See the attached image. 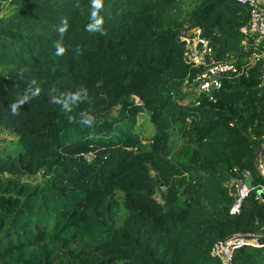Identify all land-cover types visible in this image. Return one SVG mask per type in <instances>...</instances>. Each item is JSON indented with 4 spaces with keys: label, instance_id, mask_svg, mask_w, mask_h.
<instances>
[{
    "label": "trees",
    "instance_id": "obj_1",
    "mask_svg": "<svg viewBox=\"0 0 264 264\" xmlns=\"http://www.w3.org/2000/svg\"><path fill=\"white\" fill-rule=\"evenodd\" d=\"M97 2L0 0V264H223L210 251L235 235L258 247L230 264H264L257 191L228 215L231 182L264 185V42L240 31L248 9ZM193 30L209 63L239 72L198 96Z\"/></svg>",
    "mask_w": 264,
    "mask_h": 264
},
{
    "label": "built area",
    "instance_id": "obj_2",
    "mask_svg": "<svg viewBox=\"0 0 264 264\" xmlns=\"http://www.w3.org/2000/svg\"><path fill=\"white\" fill-rule=\"evenodd\" d=\"M241 6H245L249 12L247 25L240 31L245 35L255 36L258 41L264 42V7L256 3L254 0H237ZM193 37H182L181 40L188 48V59L194 67H201L203 70L196 75V86L192 89L193 93L198 96L200 94H209L211 91L219 89L221 81L224 78L238 77L239 72L232 63L214 64L209 63L211 50L206 40L199 37L200 31L193 30ZM264 83V79H263ZM189 83L184 82L182 92L188 91ZM259 173L264 180V143L262 145V154L259 164L257 165ZM248 182V181H246ZM231 191L234 195V202L228 211L230 217L237 216L241 210L243 201L252 191L264 194V185L259 188L248 187L246 183L231 182ZM260 198V197H259ZM264 201V198L261 199ZM258 247L257 239L254 236L235 235L229 238L227 242H219L211 249V255L219 257L224 264H230L231 254L234 250L242 246Z\"/></svg>",
    "mask_w": 264,
    "mask_h": 264
},
{
    "label": "rangeland",
    "instance_id": "obj_3",
    "mask_svg": "<svg viewBox=\"0 0 264 264\" xmlns=\"http://www.w3.org/2000/svg\"><path fill=\"white\" fill-rule=\"evenodd\" d=\"M137 133L140 136L141 142L140 144L143 147L148 146V144H150L151 139L153 137L154 134V128L151 125L149 118H148V114L146 112L141 113V115L139 116V121H138V125H137ZM3 136H0V138H2ZM219 262V260H217ZM223 262V260H222ZM220 263V262H219ZM224 264V262H223Z\"/></svg>",
    "mask_w": 264,
    "mask_h": 264
},
{
    "label": "water",
    "instance_id": "obj_4",
    "mask_svg": "<svg viewBox=\"0 0 264 264\" xmlns=\"http://www.w3.org/2000/svg\"><path fill=\"white\" fill-rule=\"evenodd\" d=\"M254 1L256 3H258L259 5L264 7V0H254ZM261 154H262V145L257 148L256 154H255V162H256L257 165L259 164ZM80 159H83V157H80ZM247 180H250V179L248 178ZM246 184H247L248 187L251 186V183L249 181L246 182ZM259 197L261 199H263L264 198V194L259 193ZM228 240H229V238L224 240V241H222V243L227 242Z\"/></svg>",
    "mask_w": 264,
    "mask_h": 264
},
{
    "label": "clouds",
    "instance_id": "obj_5",
    "mask_svg": "<svg viewBox=\"0 0 264 264\" xmlns=\"http://www.w3.org/2000/svg\"><path fill=\"white\" fill-rule=\"evenodd\" d=\"M98 7H99V4H98L97 0H93V8L96 9ZM57 51H58V54H59V53H62L63 52V49L62 48H58Z\"/></svg>",
    "mask_w": 264,
    "mask_h": 264
}]
</instances>
